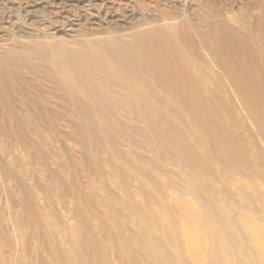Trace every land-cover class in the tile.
<instances>
[{"label": "bare ground", "instance_id": "6f19581e", "mask_svg": "<svg viewBox=\"0 0 264 264\" xmlns=\"http://www.w3.org/2000/svg\"><path fill=\"white\" fill-rule=\"evenodd\" d=\"M143 1L0 15V264H264V0Z\"/></svg>", "mask_w": 264, "mask_h": 264}, {"label": "rangeland", "instance_id": "374dc122", "mask_svg": "<svg viewBox=\"0 0 264 264\" xmlns=\"http://www.w3.org/2000/svg\"><path fill=\"white\" fill-rule=\"evenodd\" d=\"M32 2H36V3H41L43 0H31ZM53 1H55L54 2V7H52V9L54 8V9H58L59 11H62L63 10V7H64V5L61 3V5H58L57 6V4H56V0H53ZM137 1H140V2H142L143 0H137ZM191 2H190V4L191 5H196V3H195V1H192V0H190ZM222 4H229L230 6H232V7H234L233 8V12L237 15V16H244L245 14H246V9H249V6L248 5H250V6H255L256 4H257V2L258 1H261V0H219ZM5 2H7L10 6H13L12 7V10H9L8 8H10L9 6L7 7V5L6 4H4L5 5V7H4V5H3V7H2V5H1V7H0V15L2 14L3 16H4V18H6V19H8L9 21H10V23L13 25V29L15 30L16 28H22V27H29L30 28V19H28V18H26V20H20V16L18 15V11H16V9L15 8H18V4L17 3H19V0H5ZM144 3H145V5L147 4V5H149L150 3H149V1L148 0H144L143 1ZM193 3V4H192ZM56 4V5H55ZM98 4V3H97ZM248 4V5H247ZM91 5V7H89V9L91 10V12L93 13V14H97V16H99V18H97V16H95V19H101L102 18V15L104 14V12H105V10H106V8L105 7H101V9L99 10V9H97V8H95L94 6H92L93 4H90ZM99 5V4H98ZM244 5V6H243ZM235 6H240V7H242V9L241 10H238L239 9V7L238 8H235ZM75 7L77 8L78 7V5H75ZM75 7H73V5H72V8H74V9H76ZM149 8L147 9V10H149L148 12H147V10L144 12V14L142 15V12H140L139 10H138V12L137 13H139L138 14V16H137V18L136 19H141L142 17H144L145 19H149V21H151V19H153L154 17V15L153 14H156V11H155V8H157L156 6H153V5H149L148 6ZM5 8V9H4ZM7 8V9H6ZM39 9V8H38ZM7 10H9V12L7 11ZM44 12L45 11H48V10H45V9H42ZM40 10H35L34 12H39ZM5 15H4V14ZM9 13V14H8ZM22 13V12H21ZM98 13H99V15H98ZM8 14V15H7ZM40 15V14H39ZM120 15H122V14H120ZM17 17V18H16ZM101 17V18H100ZM135 19V20H136ZM20 23V24H19ZM2 25V26H1ZM87 25V27H89V26H91V25H89V24H86ZM18 26V27H17ZM62 25H60L59 27H57V28H55V30L53 31V37H55L56 39H59V41L60 42H63L64 44H66V45H68V46H71V47H74V46H79V47H83V45L84 44H82V41H81V39L82 38H78V37H74L71 33H69V32H67L66 31V29L64 28V27H61ZM2 27H3V24H2V21H1V18H0V32H4V30H2ZM92 27V26H91ZM90 27V28H91ZM103 28H105V25L103 24V26H102ZM7 35H9L11 32H9V30H7ZM14 32H16V31H14ZM128 33V32H127ZM64 130H66V131H70V129L69 128H64ZM57 139V138H56ZM2 145V146H1ZM68 145H71V143H68ZM68 147H71V146H68ZM4 150V147H3V144H2V142L0 143V155H2V151ZM9 161H10V159H8ZM8 160H6V161H8ZM53 161L54 160H52L51 159V163H50V165L52 166V170L54 169V170H57L56 172L53 170V171H51V166L49 167L50 169V175L52 176V178H50L47 174H46V172H44V171H42V169H41V167H35L36 168V170L34 171V172H36L35 174H36V177H37V180H38V182H42L43 184H45L47 187H54V186H60L61 185V183H63V182H65V180H66V177L65 176H63L64 174H62L61 172L62 171H59L58 169H57V167L54 165V164H52L53 163ZM12 164V163H11ZM54 167V168H53ZM40 172V173H39ZM56 174H55V173ZM59 172V173H58ZM58 173V174H57ZM61 173V174H60ZM56 175V176H55ZM48 176V177H47ZM55 176V177H54ZM58 176V177H57ZM60 176V177H59ZM40 177V178H39ZM47 177V178H46ZM64 177V178H63ZM62 178V179H61ZM65 179V180H64ZM57 181V182H56ZM63 181V182H62ZM58 182H59V184H58ZM10 184H12V182L11 181H9V185ZM45 186V187H46ZM52 195H54V198H56L57 197V195L59 196L60 195V192L58 191V190H56V189H54V190H52ZM46 206V205H45ZM60 207V206H59ZM46 208H47V206H46ZM8 225V224H7ZM10 225V224H9ZM10 230V229H9ZM46 232H50V229H46ZM50 234V233H49ZM52 235H53V233L52 234H50L49 236L51 237V238H54V240H55V242L58 240V239H60V237H57V236H55L54 237V235H53V237H52ZM56 238H58V239H56ZM58 242V241H57Z\"/></svg>", "mask_w": 264, "mask_h": 264}]
</instances>
